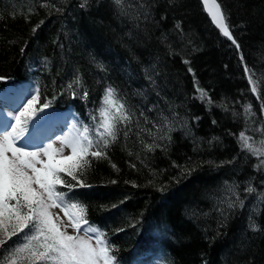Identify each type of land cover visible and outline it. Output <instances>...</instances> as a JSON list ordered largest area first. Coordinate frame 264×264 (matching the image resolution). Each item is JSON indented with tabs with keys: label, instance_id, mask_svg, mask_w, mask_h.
Listing matches in <instances>:
<instances>
[{
	"label": "trees",
	"instance_id": "1",
	"mask_svg": "<svg viewBox=\"0 0 264 264\" xmlns=\"http://www.w3.org/2000/svg\"><path fill=\"white\" fill-rule=\"evenodd\" d=\"M218 1L239 51L200 0H89L84 9L83 0H0V88L35 80L49 112L72 109L92 127L111 85L134 113L128 137L122 132L108 159L86 171L90 186L69 193L87 205L118 264H264V167H256L264 158L238 143L242 131L256 146L264 140L255 131L264 128V100L244 72L247 65L264 96V0ZM165 132L170 140L159 139ZM154 140L160 147H144ZM226 181L239 185L246 206L220 227Z\"/></svg>",
	"mask_w": 264,
	"mask_h": 264
},
{
	"label": "snow or ice",
	"instance_id": "2",
	"mask_svg": "<svg viewBox=\"0 0 264 264\" xmlns=\"http://www.w3.org/2000/svg\"><path fill=\"white\" fill-rule=\"evenodd\" d=\"M121 3L122 0H114L115 5L121 6ZM88 4L89 0H83L80 7L84 9ZM202 4L211 22L239 51L241 46L233 36L218 0H202ZM240 59L244 61L243 55ZM97 66L101 71L105 70L102 64ZM189 71H192L191 68ZM244 72L251 93L257 99L264 100L259 84L253 79L252 70L245 65ZM146 79L155 83L150 73L146 74ZM80 85L81 80L76 76L67 87L73 89L75 95L74 86ZM196 91L201 100L211 103L204 89L197 88ZM88 95L85 90L81 98L86 99ZM99 103L97 114L90 115L94 126L72 125L68 134L58 138L59 147L55 141L47 144L41 142L31 149L17 143L24 140L27 145L33 139V133L28 128L29 122L35 132L42 114L50 108L48 101L41 102L39 89L14 116L15 122L5 125L0 131V264H118L114 255L115 246L108 242L105 232L88 220L87 205L73 201L69 196L78 187L90 186L85 182L84 175L92 162L108 159V150L117 143L121 133L128 137L132 130L130 125L134 113L119 98L116 88L106 86ZM260 112L264 114V103L260 105ZM245 113L249 117L255 115L251 106L245 108ZM153 127L159 125L154 124ZM163 127H167V122ZM255 131L264 134V128ZM159 139L170 140V136L165 132ZM238 143L242 151L264 158V140L256 146L253 137L242 131ZM144 147L153 151L160 145L154 140L153 144H145ZM65 149L68 154H65ZM112 167L116 166L113 164ZM256 167L258 170L264 167V159H260ZM225 185L229 196L222 201L223 206L217 208L222 218L220 227H224V221L231 213L243 210L246 206L238 191L239 185L229 186L227 181ZM243 191L252 196L257 189L249 185ZM257 198L264 203V193H260ZM53 209H59L63 217ZM249 229L253 232L260 230L254 222L249 224Z\"/></svg>",
	"mask_w": 264,
	"mask_h": 264
},
{
	"label": "rangeland",
	"instance_id": "3",
	"mask_svg": "<svg viewBox=\"0 0 264 264\" xmlns=\"http://www.w3.org/2000/svg\"><path fill=\"white\" fill-rule=\"evenodd\" d=\"M25 95H26L25 93H22L20 99L23 98V96H25ZM31 95H32V93L30 92V96H29L27 99L31 98ZM27 99H25L24 102L21 104L22 107H23V105L27 102ZM22 107H21V108H22ZM21 108H19V109H15L14 112H13L14 115H9V118H10L11 123H14V122H15V121H14V116H15L16 114H18V112H19V110H20ZM43 119H44V118H43V115H42V119H40V121H43ZM29 124H31V126H28V128H29V132L33 133V125H32L31 122H29ZM38 127H39V125L37 126V128H38ZM37 128H36V129H37ZM71 130H72V124H70V128H69V129L62 130V133H61V134L57 135L56 137H54V138L51 139L50 141H48V142H43V143H44V144H47V143H51V142H54V141H55V142H57V143H56V146L59 147L58 138H59L60 136H62V135H66V134H68ZM63 131H65V133H63ZM27 135H28V134L26 133V134H25V137H27ZM23 141H24V140L18 141V143H23ZM65 154H68V150H67V149H65ZM53 211H54V212H60L59 209H53ZM60 215H61V217H63V213H62V212H60ZM64 219H65V222H66V218H64ZM69 231L71 232V229H69Z\"/></svg>",
	"mask_w": 264,
	"mask_h": 264
},
{
	"label": "water",
	"instance_id": "4",
	"mask_svg": "<svg viewBox=\"0 0 264 264\" xmlns=\"http://www.w3.org/2000/svg\"><path fill=\"white\" fill-rule=\"evenodd\" d=\"M201 1V3H202V0H200ZM203 5V4H202ZM223 10V9H222ZM206 12V11H205ZM207 13V12H206ZM210 17V16H209ZM211 19V18H210ZM215 26V25H214Z\"/></svg>",
	"mask_w": 264,
	"mask_h": 264
},
{
	"label": "bare ground",
	"instance_id": "5",
	"mask_svg": "<svg viewBox=\"0 0 264 264\" xmlns=\"http://www.w3.org/2000/svg\"><path fill=\"white\" fill-rule=\"evenodd\" d=\"M112 72H114V70H112Z\"/></svg>",
	"mask_w": 264,
	"mask_h": 264
}]
</instances>
